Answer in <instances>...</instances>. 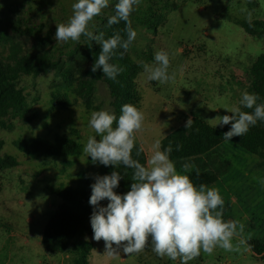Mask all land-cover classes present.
I'll return each mask as SVG.
<instances>
[{
    "label": "rangeland",
    "instance_id": "1",
    "mask_svg": "<svg viewBox=\"0 0 264 264\" xmlns=\"http://www.w3.org/2000/svg\"><path fill=\"white\" fill-rule=\"evenodd\" d=\"M76 2L0 0V26L25 53L34 50L33 35H48L51 60L67 61L71 49L89 40L85 36L78 43L54 39L56 24L68 22ZM113 3L114 0H109V6L89 23L94 34ZM148 8L159 10L165 19L156 31L139 21ZM134 16L137 37L129 53L140 67L136 84L141 100L137 109L145 118L142 130L136 133V142L146 154L147 166L155 140H161L186 118L198 115L207 121L231 115L224 108L239 106L248 86V66L264 53V40L249 36L237 21L264 20V0H141L134 6ZM14 26L18 27L17 33ZM9 46L10 43L0 42V56L8 55ZM161 50L169 54L168 73H175L174 82L160 84L147 79L144 65L156 66L154 54ZM59 85L53 71L35 77L22 76L18 87L26 94L29 113L36 116L28 122L22 117L8 116L6 122L10 127L0 128V140L4 143L1 152L17 160V165L1 172L0 264H72V252L47 254L40 244L44 224L61 201L50 193V188L75 186L80 173L94 181L97 175L103 176L83 149L89 136L96 135L89 127L91 113L99 110L113 113L107 87L102 82L94 85L93 106L98 110H86L79 101L61 109L50 105V94ZM69 95L73 100L74 95ZM57 136L70 137L83 146L79 156L69 157V166L59 159L30 158L14 145L19 139L43 137L53 141ZM208 159L210 165L219 160L229 162V169L216 185L207 188L219 191L224 201L223 220L239 221L244 227L242 232L238 227L232 239L239 250L226 251L219 246L212 254L201 250L188 264H264V256L252 255L247 245L248 239L264 235V162L231 141L219 145ZM177 171L183 173L182 169ZM84 239L92 244L88 264H181V258L158 256L150 241L138 254L127 256L121 247L119 256L109 257L103 239L96 241L91 235H85Z\"/></svg>",
    "mask_w": 264,
    "mask_h": 264
},
{
    "label": "clouds",
    "instance_id": "2",
    "mask_svg": "<svg viewBox=\"0 0 264 264\" xmlns=\"http://www.w3.org/2000/svg\"><path fill=\"white\" fill-rule=\"evenodd\" d=\"M141 0H118L115 5V15L109 17L108 26L124 21V31L127 39L119 32L105 39L104 33L98 35L89 30V23L99 16L103 9L109 6V0H77L72 5L73 15L67 23L56 24L54 39L57 42H79L81 36L95 41L101 46V51L92 66L95 73L102 69L105 77L115 80L122 68L110 63L115 50L122 48L123 57L137 32L132 28L129 19L134 6ZM249 19L251 14L249 13ZM156 66L144 65L149 81L165 84L175 80V73H168L170 66L169 54L163 50L154 54ZM260 97L256 93L243 92L239 105L253 109L252 112L241 110L240 106L224 108L232 115L216 116L207 120L214 127L231 124L229 131L223 134L225 141L235 136L245 135L250 127L258 121H264V103H258ZM144 114L132 104H124L117 118L108 110L93 111L89 127L96 133L89 136L83 151L90 156L95 164L104 166L123 165L133 169L130 191L124 195L117 194L114 189L122 179L118 171L110 175H97L91 185L92 194L89 203L94 206L91 215V227L96 241L105 242V254L109 257L119 256V249L127 256L138 254L146 248L149 241L152 251L158 256H167L172 260L181 258V264L203 252L212 254L219 246L226 251L239 250L232 243L237 234V228L243 231L239 221L223 220L224 201L217 189L207 188L206 185H194L185 174L195 165L183 164V173L178 172L170 159L171 144L161 150L159 139L151 145V156L147 166L133 159L132 150L135 147L136 133L143 127ZM116 127H113V123ZM193 120L189 118L186 129L191 127ZM97 137H100L99 141ZM182 146L177 145V150ZM143 149L137 151V155ZM199 175V169L196 170ZM107 199L106 207L100 202ZM249 238H251L249 236ZM243 243V241H240ZM115 245L116 247H113Z\"/></svg>",
    "mask_w": 264,
    "mask_h": 264
},
{
    "label": "trees",
    "instance_id": "3",
    "mask_svg": "<svg viewBox=\"0 0 264 264\" xmlns=\"http://www.w3.org/2000/svg\"><path fill=\"white\" fill-rule=\"evenodd\" d=\"M117 3L118 0H114L109 14L101 17L96 35L103 32L104 38L107 39L119 32L122 38L127 39L124 21L111 27L108 26L109 17L116 14L115 5ZM129 19L134 29V11ZM164 20L159 10L152 8H148L139 19L142 25L152 31H156ZM237 24L249 36L264 40V20H239ZM13 31L17 33L18 27L14 26ZM33 37L34 50L25 53L20 50V45L13 40L5 28L0 26V42L10 43L8 55L3 56L4 58L0 56V128L10 127L6 122L8 116L22 117L27 122L35 118V113H29L30 104L22 88L18 87V82L22 76L35 77L49 71L54 72L55 78L60 83L50 94L52 107L68 109L79 101L86 110H98L93 106L94 85L102 82L107 87L111 98L110 106L117 118L124 104H132L138 108L141 96L137 89L136 78L140 67L132 60L129 53L132 44L124 52L123 57L120 56V53L124 51L122 48L115 50L110 63L118 65L123 70L115 80H111L104 76L102 69H98L95 73L91 71L101 51V46L95 41L88 40L84 45L75 46L67 53V61L56 62L51 60L49 54L52 47L50 37L48 35H33ZM247 76L248 86L245 91L258 94L260 97L258 103H264V53L256 56L248 66ZM69 93L74 95L73 100ZM240 107L245 112L253 111V109ZM189 118L193 120V123L186 129L185 125ZM230 128L231 124L214 127L202 117L192 115L160 140L161 150L171 144L170 159L177 169L183 170L184 163L193 164L195 167L186 174L194 185L197 187L201 184L207 187L214 186L229 169L230 164L226 160H219L217 164L210 165L211 161L208 158L219 145L225 142L223 134ZM230 141L264 162V121H258L245 135L235 136ZM3 144L0 140V180L4 169L17 165L14 156L1 152ZM14 145L30 158L59 159L66 166L71 164L69 157L79 156L83 149L82 144L65 136H57L53 141L43 137L19 139L14 142ZM177 145L182 146L180 150H177ZM141 148L140 144L135 142L132 157L146 165L145 152L141 151L137 155V151ZM96 163L102 175H110L113 171L121 174L122 179L119 186L114 189L117 194L124 195L130 191L133 183V169L125 168L123 165L116 168L112 165L104 166L99 162ZM197 169H199V175L196 173ZM93 183L95 181L87 174L80 173L77 175L75 186L61 185L50 188V193L61 201L48 217L41 233L40 244L47 254H61L70 251L73 255L72 264H88L92 244L85 240L84 236H94L90 219L94 206L89 203ZM108 203L107 199L100 202L104 207ZM247 245L252 255L264 256V235L257 239H248Z\"/></svg>",
    "mask_w": 264,
    "mask_h": 264
}]
</instances>
